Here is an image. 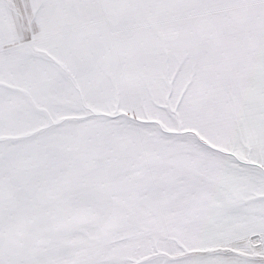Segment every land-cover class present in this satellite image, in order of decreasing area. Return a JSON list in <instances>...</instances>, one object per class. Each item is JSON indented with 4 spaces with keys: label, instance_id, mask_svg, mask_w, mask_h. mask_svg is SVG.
<instances>
[{
    "label": "snow or ice",
    "instance_id": "6c2138e0",
    "mask_svg": "<svg viewBox=\"0 0 264 264\" xmlns=\"http://www.w3.org/2000/svg\"><path fill=\"white\" fill-rule=\"evenodd\" d=\"M0 264H264V0H0Z\"/></svg>",
    "mask_w": 264,
    "mask_h": 264
}]
</instances>
